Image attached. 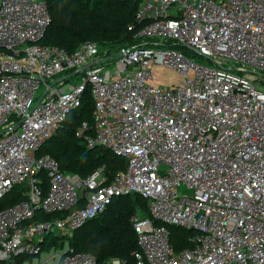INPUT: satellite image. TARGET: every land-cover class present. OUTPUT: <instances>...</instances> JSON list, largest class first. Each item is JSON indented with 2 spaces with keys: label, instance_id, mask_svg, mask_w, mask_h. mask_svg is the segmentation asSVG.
I'll return each instance as SVG.
<instances>
[{
  "label": "built area",
  "instance_id": "1",
  "mask_svg": "<svg viewBox=\"0 0 264 264\" xmlns=\"http://www.w3.org/2000/svg\"><path fill=\"white\" fill-rule=\"evenodd\" d=\"M135 17L138 42L114 57L92 41L42 44L46 1L0 0V198L27 187L0 209V261L100 264L68 238L114 196L139 193L151 216L132 217L137 264H264V0H139ZM152 64L182 83H148ZM88 89L93 125L76 133L127 159L111 179L38 155ZM167 225L192 230V245L175 251ZM49 235L63 240L47 248Z\"/></svg>",
  "mask_w": 264,
  "mask_h": 264
},
{
  "label": "trees",
  "instance_id": "2",
  "mask_svg": "<svg viewBox=\"0 0 264 264\" xmlns=\"http://www.w3.org/2000/svg\"><path fill=\"white\" fill-rule=\"evenodd\" d=\"M51 14V22L41 40L42 44L58 45L68 50L77 48L85 41L99 45L100 50L116 57L123 49L138 42L136 30L141 23L136 21L139 0H45ZM133 26V29L129 27ZM182 48L179 45H173ZM94 99L89 89L83 102L71 111L57 131L40 146L38 155L50 154L63 170L86 177L95 170L102 169L111 179L117 172L126 169L127 159L103 145L90 146L84 137L77 135L78 126L83 121L93 125ZM88 134H93V129ZM44 184L47 175L42 173ZM25 184L15 185L2 198L0 209L25 198ZM141 208L144 216H151L147 198L139 193L116 195L108 207L94 218L89 219L68 238L75 251L93 254L98 263L119 257L125 264H137L136 252L140 250L132 217ZM59 213L39 211L42 219H53ZM161 224V222L157 221ZM171 232V243L175 251L192 245V230L177 225H167ZM62 238L47 236L48 248ZM63 240V239H62ZM0 264H10L0 261Z\"/></svg>",
  "mask_w": 264,
  "mask_h": 264
},
{
  "label": "rangeland",
  "instance_id": "3",
  "mask_svg": "<svg viewBox=\"0 0 264 264\" xmlns=\"http://www.w3.org/2000/svg\"><path fill=\"white\" fill-rule=\"evenodd\" d=\"M151 71L153 77L149 79L148 83L155 86L176 87L182 83L184 76L178 70L164 64H152ZM188 76L193 77V73L189 72ZM137 211L145 214L141 208H138ZM52 263L53 261L50 262V264Z\"/></svg>",
  "mask_w": 264,
  "mask_h": 264
}]
</instances>
